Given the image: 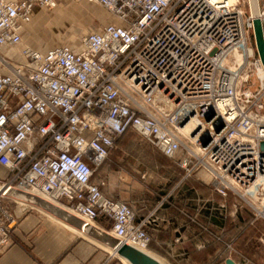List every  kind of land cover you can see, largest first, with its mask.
I'll list each match as a JSON object with an SVG mask.
<instances>
[{
	"label": "built area",
	"instance_id": "obj_1",
	"mask_svg": "<svg viewBox=\"0 0 264 264\" xmlns=\"http://www.w3.org/2000/svg\"><path fill=\"white\" fill-rule=\"evenodd\" d=\"M70 1L98 5L114 23L85 37L79 52L22 46L36 10ZM255 19L264 33V0H0V167L8 173L0 180V253L21 193L65 203L83 230L108 220L117 248L147 250L152 217L135 223L131 206L95 181L131 132L176 160L184 178L204 171L221 197L248 196L264 219ZM4 48H18L21 61Z\"/></svg>",
	"mask_w": 264,
	"mask_h": 264
},
{
	"label": "crops",
	"instance_id": "obj_2",
	"mask_svg": "<svg viewBox=\"0 0 264 264\" xmlns=\"http://www.w3.org/2000/svg\"><path fill=\"white\" fill-rule=\"evenodd\" d=\"M42 11L36 10L33 18ZM1 51L9 58L21 61L18 48ZM138 139V135L132 132L121 138L97 171L95 181L103 183L101 190L106 197L131 206L135 223L152 217L153 224L147 231L151 236L149 247L154 255L165 257L173 264H197L180 248L183 243L174 249L170 247L172 240L185 241L188 237L183 218L191 209L193 195L213 196L207 189L210 177L199 171L193 181L184 178V171L176 160L164 157L145 142L155 151L147 154V160L156 167L154 170L148 167L149 164L143 165L141 158L129 156L126 152L129 145L139 142ZM7 177V171L0 167V180ZM165 177L170 179L168 185ZM162 181L165 184L161 185ZM215 203L216 225L220 227L223 220L217 216L222 218L223 211L218 207L223 200L218 194L215 195ZM11 208L17 226L9 244L0 253V264H113L117 240L112 234L110 221L99 219L83 230V220L74 215L65 203H54L27 193L13 197ZM157 222L158 226L155 225Z\"/></svg>",
	"mask_w": 264,
	"mask_h": 264
},
{
	"label": "rangeland",
	"instance_id": "obj_3",
	"mask_svg": "<svg viewBox=\"0 0 264 264\" xmlns=\"http://www.w3.org/2000/svg\"><path fill=\"white\" fill-rule=\"evenodd\" d=\"M112 23H114L113 17L98 5L83 1L61 3L54 9L43 10L40 15L32 19L22 36V46L41 52L68 46L73 51L79 52L85 37L97 33L102 27ZM253 81L250 83V88L254 90L257 84L255 80ZM138 141L128 146L127 154L141 158L140 162L143 165L149 164L148 167L154 169L156 164H150L147 154L155 151L148 148L142 139ZM165 178L167 179L165 183L168 185L170 179ZM190 178L192 181L195 179L194 175L187 179ZM161 183V185L165 184L163 181ZM213 185V181L208 180L207 189L213 193V196L205 197L199 193L193 195L191 209L183 218L188 237L185 241L172 240L170 248L174 249L183 243L180 248L197 264H224L227 259L233 260L236 264H264V241H261L264 237V219L257 215V211L260 210L259 204L248 196L245 200L241 197H222L223 204L218 208L223 211V215L222 218L219 215L217 218L223 221L222 226L219 227V224L216 225L215 216L217 193ZM155 225L158 226L159 223ZM137 250L142 251L143 255L158 264H173L165 257L154 255L150 247L145 251ZM188 257L184 259L187 260ZM112 263L130 264L115 252Z\"/></svg>",
	"mask_w": 264,
	"mask_h": 264
},
{
	"label": "water",
	"instance_id": "obj_4",
	"mask_svg": "<svg viewBox=\"0 0 264 264\" xmlns=\"http://www.w3.org/2000/svg\"><path fill=\"white\" fill-rule=\"evenodd\" d=\"M254 29V42L258 57L264 67V33L263 26L260 20L255 19L253 21ZM261 149L264 150V144L261 145ZM117 254L123 259L127 260L130 264H158L155 260L146 257L141 251L128 246L122 245L118 247ZM224 264H236L233 260L227 259Z\"/></svg>",
	"mask_w": 264,
	"mask_h": 264
},
{
	"label": "bare ground",
	"instance_id": "obj_5",
	"mask_svg": "<svg viewBox=\"0 0 264 264\" xmlns=\"http://www.w3.org/2000/svg\"><path fill=\"white\" fill-rule=\"evenodd\" d=\"M255 16H256V14H254ZM254 192H255V190H254ZM256 193V192H255ZM119 244L117 243V245H116V248H115V250H114V252L117 254V246H118ZM138 249V248H137ZM140 250H142V249H140ZM142 252V251H141ZM151 259V258H150Z\"/></svg>",
	"mask_w": 264,
	"mask_h": 264
}]
</instances>
